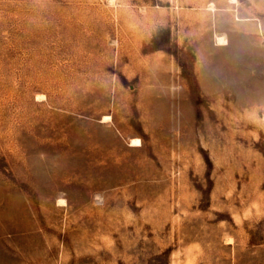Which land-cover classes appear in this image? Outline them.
Wrapping results in <instances>:
<instances>
[{"label":"rangeland","instance_id":"374dc122","mask_svg":"<svg viewBox=\"0 0 264 264\" xmlns=\"http://www.w3.org/2000/svg\"><path fill=\"white\" fill-rule=\"evenodd\" d=\"M0 264H264V0H0Z\"/></svg>","mask_w":264,"mask_h":264},{"label":"bare ground","instance_id":"6f19581e","mask_svg":"<svg viewBox=\"0 0 264 264\" xmlns=\"http://www.w3.org/2000/svg\"><path fill=\"white\" fill-rule=\"evenodd\" d=\"M209 7L211 9L214 8V4L213 3H210L209 4ZM215 40H216V44H224V43H227V38L224 37V36H222V35L215 36ZM36 99H44L43 94H37ZM108 119H110V115H105L102 120L103 121H106ZM137 141H138V143H135ZM128 143L130 145H140L141 144V140L138 137H131L129 139ZM56 201H57V204L58 205H65L66 204L65 199L62 198V197L58 198V200H56Z\"/></svg>","mask_w":264,"mask_h":264},{"label":"crops","instance_id":"0c3cea01","mask_svg":"<svg viewBox=\"0 0 264 264\" xmlns=\"http://www.w3.org/2000/svg\"><path fill=\"white\" fill-rule=\"evenodd\" d=\"M241 32H242V30H241ZM243 34H245V32H243ZM227 42H228V40H227ZM224 44H226V43H224ZM224 44H218V45H224Z\"/></svg>","mask_w":264,"mask_h":264},{"label":"snow or ice","instance_id":"6c2138e0","mask_svg":"<svg viewBox=\"0 0 264 264\" xmlns=\"http://www.w3.org/2000/svg\"><path fill=\"white\" fill-rule=\"evenodd\" d=\"M135 143H138V141H137V142H135Z\"/></svg>","mask_w":264,"mask_h":264}]
</instances>
